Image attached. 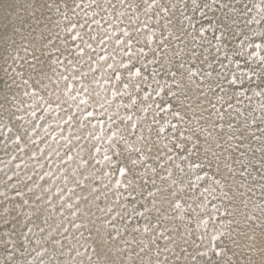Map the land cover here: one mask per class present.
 <instances>
[{"label":"rangeland","instance_id":"obj_1","mask_svg":"<svg viewBox=\"0 0 264 264\" xmlns=\"http://www.w3.org/2000/svg\"><path fill=\"white\" fill-rule=\"evenodd\" d=\"M262 240L264 0H0V264Z\"/></svg>","mask_w":264,"mask_h":264},{"label":"snow or ice","instance_id":"obj_2","mask_svg":"<svg viewBox=\"0 0 264 264\" xmlns=\"http://www.w3.org/2000/svg\"><path fill=\"white\" fill-rule=\"evenodd\" d=\"M193 75H195V73H193ZM133 163H135V161H133ZM253 249H254V244H250V245H249V250H253ZM259 250H260L262 256H264V240H262L261 245H260V249H259ZM221 252H222V250H221ZM216 254H217V255H220L221 253L218 252V253H216ZM261 264H264V260H262Z\"/></svg>","mask_w":264,"mask_h":264}]
</instances>
